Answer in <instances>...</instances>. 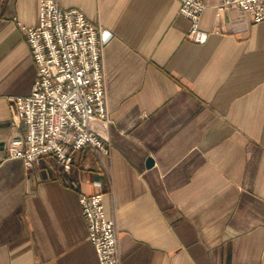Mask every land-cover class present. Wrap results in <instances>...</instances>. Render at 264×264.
Listing matches in <instances>:
<instances>
[{
    "label": "crops",
    "instance_id": "obj_1",
    "mask_svg": "<svg viewBox=\"0 0 264 264\" xmlns=\"http://www.w3.org/2000/svg\"><path fill=\"white\" fill-rule=\"evenodd\" d=\"M56 1L108 33L107 118L91 121L108 152L75 151L68 171L6 157L39 0H0V264H98L79 202L96 192L119 264H264V19L202 0L195 42L175 0Z\"/></svg>",
    "mask_w": 264,
    "mask_h": 264
},
{
    "label": "built area",
    "instance_id": "obj_2",
    "mask_svg": "<svg viewBox=\"0 0 264 264\" xmlns=\"http://www.w3.org/2000/svg\"><path fill=\"white\" fill-rule=\"evenodd\" d=\"M178 13L189 21L187 36L203 41L199 28L202 0H175ZM236 9L252 22L264 19V0H220L219 11ZM35 65V77L26 95L8 97L11 113L24 124L6 147V157L26 167L41 156L51 157L64 171L72 153L108 147L91 127L107 118L101 68V45L108 37L103 26L89 22L76 8H62L56 0H39L38 22L21 26ZM80 208L98 264H119L117 228L105 214L103 193L80 196Z\"/></svg>",
    "mask_w": 264,
    "mask_h": 264
},
{
    "label": "water",
    "instance_id": "obj_3",
    "mask_svg": "<svg viewBox=\"0 0 264 264\" xmlns=\"http://www.w3.org/2000/svg\"><path fill=\"white\" fill-rule=\"evenodd\" d=\"M145 164L147 167L153 165V159L151 157H147Z\"/></svg>",
    "mask_w": 264,
    "mask_h": 264
}]
</instances>
